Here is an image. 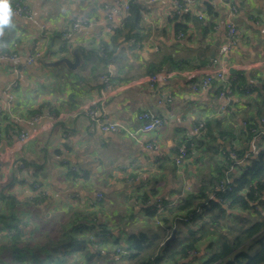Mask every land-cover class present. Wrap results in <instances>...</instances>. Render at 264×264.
<instances>
[{"label":"crops","instance_id":"0c3cea01","mask_svg":"<svg viewBox=\"0 0 264 264\" xmlns=\"http://www.w3.org/2000/svg\"><path fill=\"white\" fill-rule=\"evenodd\" d=\"M125 1L9 0L12 11L21 2L31 17L13 13L11 26L0 35V56H19L16 62L0 58V96L5 90L14 96L10 113L0 121L6 139L0 140V158L7 164L13 160L9 181L16 173L27 182L14 188L15 195L22 200L40 196L39 213L47 219H58L69 209L95 211L96 223H110L118 238L146 226L157 227V222L145 217V205L135 194L138 187L153 186L158 191L154 201L174 203L196 189L199 177L214 172V159L221 158L223 147L229 148L224 139L214 143L219 154L205 149L203 162L189 158L182 167L176 165V171L171 162L157 161L166 157L174 160V152L183 141L184 148H191L198 122L226 116L227 125L237 131L245 120L253 119L259 131L264 130L259 119V111L264 109V0H189V11L198 21L188 23L185 36L176 34L175 24L169 21L175 12H182L173 0L153 4L140 0L144 7L142 39L137 41L145 42L150 36L154 39V43L141 47L124 37L114 40L113 28L121 27L126 16ZM106 5L118 9L112 22ZM230 6L236 8L235 16L230 15ZM76 19L83 25L72 31ZM230 21L238 28V39L236 46L224 53L223 47L230 40ZM104 44L107 52L101 55ZM158 53L176 59L202 56L209 62L201 67L162 70L152 89L147 71ZM35 54L40 57L28 63V57ZM75 55L80 60L75 70L64 63L49 65L63 58L73 61ZM213 61H217V69L227 72L230 92L226 100L219 97L223 84L216 78L209 88H191L192 81H198L208 70L216 71ZM103 76L109 77L108 87ZM240 76L245 79L244 86L231 89ZM223 102L229 106L227 113L219 112ZM92 103L109 122L122 128L102 131L86 115ZM147 111L165 119L166 126L144 133L138 116ZM39 114L43 116L41 135L21 146L19 134L30 131L25 121ZM149 144L158 147L162 155L149 149ZM198 154L194 151V156ZM20 159L38 161L43 167L40 191H34L29 183L31 174L17 172L23 167ZM70 171L79 174L76 179ZM101 202V210L92 208ZM36 220L44 222L40 216ZM110 250H103L97 264H110ZM77 257L72 255L68 263L77 264Z\"/></svg>","mask_w":264,"mask_h":264},{"label":"trees","instance_id":"16d2710c","mask_svg":"<svg viewBox=\"0 0 264 264\" xmlns=\"http://www.w3.org/2000/svg\"><path fill=\"white\" fill-rule=\"evenodd\" d=\"M143 8L139 1L130 2L122 26L113 28L114 40L142 39ZM169 21L175 24L176 34L185 36L188 23L198 19L189 11L175 12ZM107 48L104 44L100 54L106 55ZM163 54L158 53V58L148 66L149 75L162 70L201 67L209 62L202 56L176 59ZM232 83L231 89L239 90L245 79L240 76ZM220 88L223 90L222 85ZM262 111L259 119L264 118ZM227 120L226 116L206 119L203 134L194 136L193 146L185 148L187 159L198 163L207 156L201 154L205 149L219 154L214 145L217 139H224L229 147L221 149L220 159L213 158L214 172L199 177L196 189L174 203L166 199L154 201L158 191L153 186L136 189V197L145 205L147 221L160 222L155 230L146 226L145 230L118 238L113 235L110 223H96L95 211L80 209H69L58 219L41 217V197L19 199L14 188L27 182L12 174L8 184L0 188V264H69L74 254H78L77 264H97L108 247L111 252L107 254L113 258L110 264H264V135L259 137L260 129L253 119L245 120L237 131L227 125ZM255 137L259 149L252 153L250 145ZM194 151L199 154L194 156ZM233 154L243 163L235 164ZM166 158L157 161L171 162L176 171L175 158L172 161ZM20 160L23 167H18L17 172L31 174L29 183L34 191H40L43 167L35 160ZM231 167L235 170L228 174ZM69 174L75 179L79 175L75 171ZM221 185L225 189H220ZM92 208L101 210L103 203H94ZM39 216L43 223L36 220ZM174 231L175 238L166 244Z\"/></svg>","mask_w":264,"mask_h":264},{"label":"built area","instance_id":"2783aa9c","mask_svg":"<svg viewBox=\"0 0 264 264\" xmlns=\"http://www.w3.org/2000/svg\"><path fill=\"white\" fill-rule=\"evenodd\" d=\"M138 2L140 0H126L124 3V10L128 11L129 10V4L130 2ZM150 3H155L157 2V0H148ZM207 1H214V0H207ZM173 3L176 7L177 10L182 11L184 13L189 12V0H173ZM106 8L109 10V14H108V20L109 21H113L115 16L118 14V9L109 5H106ZM230 15L231 16H235L236 15V8L234 6H230ZM13 13L15 15H18L20 17H23L25 19H28L31 17V13L30 10L28 9V7H26L25 5H23L21 2H18L14 5L13 7ZM83 25V21L81 19H76L72 22L71 24V30L72 31H78L79 28ZM227 30H228V34H229V42L223 47V52L227 53L229 51H231V49L233 47L236 46V42L238 39V28L236 26V24L233 21H230L227 25ZM130 43L136 44L138 47H141L142 45L145 44H151L154 43V39L153 36H150L145 42H139L136 39H131ZM38 57H40L39 54H35L32 55L30 57H28L27 62L28 63H33ZM0 58L2 59H8L12 62H16L19 59L18 54L14 53V54H4L2 56H0ZM216 62L217 61H213V63H215V72H211V70H208L207 73L202 76L198 81H192L191 83V88L195 91L199 90V88H209L212 83L214 82V78L218 79L219 82H221L223 84V90H221L219 97L221 99L226 100L227 98V94L230 92L229 90V83L227 78H226V70L224 69H217L216 68ZM15 71L17 72V69H15ZM160 75V73L154 74L150 76V81L151 83V88L153 89L155 86V81L158 79V76ZM103 82L107 85V87L109 86V77L108 76H103L102 77ZM13 103H14V96L11 95L10 91L5 90L2 92V95L0 96V121L3 118V116L6 113H10L12 107H13ZM227 103L223 102V104L219 107V112L220 113H226L227 111ZM86 115L87 117L97 126H99V128L104 131V132H114L117 130H120L122 127L120 125H118L117 123H111L107 120V118L105 117L104 114L101 113V111L96 107V105L94 103L88 105L87 109H86ZM138 119L143 122V128L142 131L144 133H149V132H153L155 130L161 129L163 127L166 126V121L165 119L156 116L154 113L147 111V112H143L138 116ZM24 122V119H21ZM41 120H43V116L42 115H36L28 120H26L25 122L27 123V125L30 127V131H22L19 134V144L21 146L26 145L29 141L38 138L41 133L42 130L44 129V127L42 128V126H40V122ZM261 121L264 123V119H261ZM205 129L204 123H199L195 126L194 128V133L197 137H200L203 134V131ZM264 135V130L263 131H259V137ZM0 140L5 142L6 139L3 138V133L1 131L0 128ZM251 147H252V152H257L259 147H258V137H255L254 140L251 143ZM148 148L151 150H154L156 152V154L158 156L162 155L160 153V151L158 150V147H156L153 144H149ZM234 155V154H233ZM188 157V153L187 150L184 147H180L178 149V155L175 157V163L178 167H182L185 160ZM235 158V164L240 165L243 163V161L237 159L235 157V155L233 156ZM13 160L9 161V165L2 160V158H0V186L6 185L9 182V173H10V166L12 165ZM73 170H75L73 168ZM235 168L231 167L229 168V170L227 171L228 174L234 172ZM229 181V180H228ZM227 181V182H228ZM220 189H225L224 185L220 187ZM229 190H231V187H228ZM102 198V194L98 195V199ZM1 205V204H0ZM160 206V205H159ZM157 225H160V222L157 221Z\"/></svg>","mask_w":264,"mask_h":264},{"label":"clouds","instance_id":"9594fccd","mask_svg":"<svg viewBox=\"0 0 264 264\" xmlns=\"http://www.w3.org/2000/svg\"><path fill=\"white\" fill-rule=\"evenodd\" d=\"M13 11L9 0H0V35H3L4 29L11 26Z\"/></svg>","mask_w":264,"mask_h":264},{"label":"water","instance_id":"95a60500","mask_svg":"<svg viewBox=\"0 0 264 264\" xmlns=\"http://www.w3.org/2000/svg\"><path fill=\"white\" fill-rule=\"evenodd\" d=\"M214 53L212 52V55H211V60L214 59ZM64 63L68 68L72 69V70H75L77 66H79L80 64V60L78 58L77 55H75V59L73 61H70L69 59L67 58H63L57 62H54V63H50L49 65L51 66H56V65H59V64H62ZM175 234L176 232L174 231L172 236L166 241V244H169L174 238H175Z\"/></svg>","mask_w":264,"mask_h":264},{"label":"rangeland","instance_id":"374dc122","mask_svg":"<svg viewBox=\"0 0 264 264\" xmlns=\"http://www.w3.org/2000/svg\"><path fill=\"white\" fill-rule=\"evenodd\" d=\"M234 156V155H233ZM236 157V156H235ZM231 182V180L229 181V183ZM19 213V212H18Z\"/></svg>","mask_w":264,"mask_h":264}]
</instances>
